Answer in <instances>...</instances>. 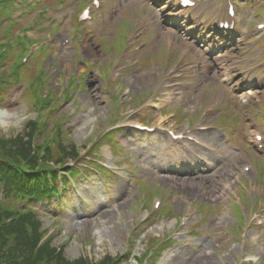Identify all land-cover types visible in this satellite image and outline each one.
Segmentation results:
<instances>
[{
	"label": "rangeland",
	"instance_id": "374dc122",
	"mask_svg": "<svg viewBox=\"0 0 264 264\" xmlns=\"http://www.w3.org/2000/svg\"><path fill=\"white\" fill-rule=\"evenodd\" d=\"M66 1L70 10L59 13L57 9L66 8L63 5ZM144 1L157 4L163 0ZM48 2H0V56L12 57L7 65L8 76L3 77H10L12 83L18 82L2 91L0 101V110L15 112L18 123L0 131V137L13 138L25 128L27 121L34 119L42 123L46 134H51L55 120L65 118L62 132L66 142L75 145L80 158H76V165L70 163L78 173L75 188L63 194L62 201L56 198L51 204H44V210L38 214L43 229L54 237L53 244H65L63 252L70 261L85 256L98 262L110 255L119 256L117 264H136V260L141 259L151 264L146 254L152 243L165 239L166 244L159 248L161 251L152 250L156 255L152 264H264V214L259 217L263 223L261 229L255 226L256 221H251L247 227L248 218L263 207V202L254 200L261 191L264 193V158H259V154L249 148L253 147L251 131L255 127L264 135V98L261 101L264 94H255L264 91V34L257 36L254 29V19L264 14V5L253 10L252 5L248 6L250 1L238 2L237 12L243 10L251 15L247 23L239 22L240 16H237L236 29L243 36L242 52L235 45L232 49L237 51L229 50L219 59L214 57L204 69V59L194 49L195 59L186 61L191 62L190 67L178 79L185 86L169 92L175 98L174 105L161 114L163 118L174 116L166 122L169 128L184 130L203 111L208 112L204 118L207 124L216 127L204 135L215 150L213 154L204 155L209 166L201 163L202 172L181 178L170 169L176 165L179 172L188 167L181 165L188 159L185 152L164 136L133 133L123 126L136 118L147 126L162 122L158 114L150 110L132 111L155 88L159 87L158 96L163 99L167 96L164 86L177 82L175 75L169 74L173 64H177V57L165 46L169 36H173L174 41L180 38L172 34L168 26L171 3L165 0V9L160 13L155 4L147 8L144 5L148 3L143 5L139 0H103L104 24L94 21L90 27L80 28L71 8L74 6L78 12L89 0H51L53 7ZM217 16L213 10L207 25ZM153 20L157 24L144 35L148 37L144 39L146 47L135 55L141 65L131 60L125 64L127 70L122 78L110 80L113 69L125 66L119 65L116 69L114 62L118 63L120 55L126 52L130 33L133 29L145 28L144 24ZM63 26L65 28L61 29ZM36 27L45 35L40 42L27 35ZM67 35L70 41L77 35L76 47L72 42L62 46ZM49 37H52L51 45ZM180 40L192 46L187 38ZM86 45L94 53H90ZM136 50L135 46H130L128 53ZM171 57L174 58L171 60ZM241 61L242 66H239ZM213 62L217 64L214 67ZM161 70L167 75L159 74ZM177 70L182 71V68ZM239 72H246V76L250 73L245 83ZM118 73L119 70L114 76ZM223 77L227 81L222 80ZM45 82L41 102L50 101L48 89L52 102L46 110L40 109L39 117L27 92L33 90L31 96L39 95ZM69 85L73 88L64 95L66 101L63 91ZM124 88L130 90L128 98L123 96ZM248 92L253 93L249 98L240 96ZM52 109L54 111L49 112ZM114 115L119 122L113 128L118 129L113 143L121 149L113 148L112 161L121 170L99 178L92 165L102 159V149L110 145L106 138ZM106 165L110 166V162ZM246 166L249 173L244 172ZM138 176L142 177L141 181H136ZM237 176L245 180L234 183ZM252 182L258 187L255 191L247 190L246 184ZM157 199L161 207L155 212L153 202ZM10 205L15 206V203L10 202ZM190 207L194 216L188 226H178L187 219ZM163 210L167 215L161 214Z\"/></svg>",
	"mask_w": 264,
	"mask_h": 264
},
{
	"label": "trees",
	"instance_id": "16d2710c",
	"mask_svg": "<svg viewBox=\"0 0 264 264\" xmlns=\"http://www.w3.org/2000/svg\"><path fill=\"white\" fill-rule=\"evenodd\" d=\"M3 76L6 75H0V100L8 83ZM32 97L34 106L43 104L40 96ZM41 127L40 121H30L18 136L0 137V264H114L108 255L95 263L84 258L69 261L51 240L37 247L43 232L37 216L26 205L58 194L56 184L47 182L53 172L49 162L61 164L76 157L74 146L64 147L62 143L57 154L46 148L41 154L44 144L31 142L34 134L39 136ZM9 201L17 204L16 210L7 205Z\"/></svg>",
	"mask_w": 264,
	"mask_h": 264
},
{
	"label": "bare ground",
	"instance_id": "6f19581e",
	"mask_svg": "<svg viewBox=\"0 0 264 264\" xmlns=\"http://www.w3.org/2000/svg\"><path fill=\"white\" fill-rule=\"evenodd\" d=\"M87 47V50L90 52V53H94L92 51V49L86 45ZM224 66V65H223ZM224 73V69H223V72ZM222 80H227L226 77H223ZM251 93V92H249ZM255 94H258V95H261V94H264V91H260V92H256ZM247 94H241V96H245ZM154 107H156V105H154ZM18 123V119H17V115L15 112H12V111H5V110H0V131H6L8 130L12 125ZM165 132H167V130H164ZM258 131L257 130H254L252 131L251 133H253L254 137H256V135H258L257 133ZM197 133H200V132H197ZM199 142H202V141H199ZM208 144V143H206ZM205 144V147L208 146V148H211L209 145H206ZM255 144L257 146H260V143H257L255 142ZM195 176V175H194ZM193 176V177H194Z\"/></svg>",
	"mask_w": 264,
	"mask_h": 264
},
{
	"label": "snow or ice",
	"instance_id": "6c2138e0",
	"mask_svg": "<svg viewBox=\"0 0 264 264\" xmlns=\"http://www.w3.org/2000/svg\"><path fill=\"white\" fill-rule=\"evenodd\" d=\"M188 2V0H185V3H187Z\"/></svg>",
	"mask_w": 264,
	"mask_h": 264
}]
</instances>
